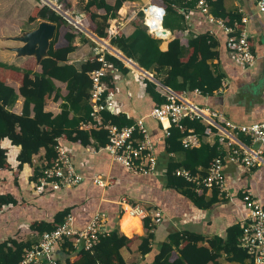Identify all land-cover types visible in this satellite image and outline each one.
<instances>
[{
    "label": "trees",
    "instance_id": "obj_1",
    "mask_svg": "<svg viewBox=\"0 0 264 264\" xmlns=\"http://www.w3.org/2000/svg\"><path fill=\"white\" fill-rule=\"evenodd\" d=\"M125 1L137 0H113V2L86 0L82 8L86 15L82 17V21L96 36L108 39L110 44L122 51L126 57L133 59L140 67L153 74L155 81L148 77L143 78L145 91L154 101L151 108L167 102L166 96L159 90L158 83L179 93L187 92L190 97L194 95L195 89L200 90V93L195 95L209 96L222 87L224 74L211 63V60L218 56L216 48L218 40L210 33V29L193 33L187 39L183 37V33L189 27L188 16L190 14L197 13V15L201 14V17L208 18L197 7L198 0H150L151 3L162 5L165 8L166 13L162 25L177 35L169 41L166 50L160 47L162 38L151 34L144 24L142 10L137 11L132 22L134 30L129 35H125L122 31L112 33L109 30L108 20L118 15V10ZM224 1L206 0L210 13L216 18H222L227 25L232 26L236 23L239 27L242 26L240 22L242 15L237 11L227 10ZM41 2L42 5L38 8L37 15L29 16V21H35L39 17L56 24V31L48 49L49 55L41 61L42 71L34 72L27 67L19 68L0 62V66L5 68L17 71L23 69L22 87L24 86L25 96L22 112H14L12 107L19 95L12 86L0 80V171L12 170L8 162L7 149L1 145V141L8 138L12 144L20 146L17 155L18 165L12 180L7 181L0 175V213L10 207L26 205L30 199L45 194H57L64 191L79 193L80 186L85 184L89 186L86 188L89 193L85 189L86 201L97 200L101 189H107L105 196L116 197L111 185L102 188L92 179L97 172L95 155H107V153L105 151L92 152L90 148L99 149L106 145L108 132L104 127L92 130L81 127L82 123L95 121L92 115L93 105L90 102V91L93 85L91 72L100 68L103 61H100L99 56L95 54L79 64L70 62L69 54L76 49L73 40L77 35L82 36V32L67 24L57 13H50L49 6L42 0ZM63 3L64 7L71 9L69 0H63ZM72 11L76 16L81 14ZM207 20L211 24H216L214 21ZM63 32H65L67 45L55 47ZM82 39L88 40L86 36ZM100 54H103L104 60L111 65L108 74L103 77L107 84L103 98L114 99L116 74L125 75L130 72V68L122 59L107 50ZM55 80L66 83L67 93L65 95H62ZM28 88L29 90L26 91ZM52 94L55 100L63 99L61 112L58 114L44 109L46 98ZM198 103L201 104L200 101ZM100 114L104 123L112 122L119 127L135 123V119L120 108L117 112L106 108L101 110ZM181 125L180 127L172 124L168 129L169 134L163 132L162 136L166 150L180 156L171 158L168 163L167 186L178 190L198 207L207 208L217 200L219 191L213 189L212 197L207 198L203 194L206 188L195 190L191 183L176 175L175 170L183 167L192 172L200 170L202 174H206L213 158L225 154L226 148L219 140L214 143L202 140L198 146L185 147L182 142L183 137L191 130L201 139L206 124L199 119H190L185 115L181 120ZM61 137L65 138V144L72 145L70 152L73 165L86 178L72 187L62 186L58 189L48 187L45 191L37 193L34 183L42 175V170L56 159V145ZM42 148L45 151L44 156L40 158L39 163L34 165V156ZM25 164L33 167L28 177L33 183L32 195L27 194L18 181ZM78 206L79 202L66 204L60 206L50 219H34L28 222L34 234L33 238H17L21 230L14 232V235L0 238V264H19L25 249L38 242L44 231H50L63 223L68 214H72L75 224V210ZM104 207L109 209L108 221L105 222L107 232L100 234L98 241L90 249L75 248L70 240H64L61 245L63 256L57 258V264H127L120 249L129 243L130 238L120 233L115 227L117 219L115 211L110 209L108 204H104ZM105 209L102 208L99 212L103 214ZM150 222L149 217L144 219V224L148 229L151 228ZM130 225L132 228L139 227L142 231L143 224L140 217L132 216L128 221V226ZM128 226L124 225L122 229L128 230ZM242 231V226L237 223L229 226L224 235H213L209 238L189 230H175L161 243L151 264H224L221 260L222 256L229 261V264H254L249 253L240 244ZM152 237V232H148L141 248L143 255L152 250ZM173 252H177V257L174 259H172Z\"/></svg>",
    "mask_w": 264,
    "mask_h": 264
},
{
    "label": "crops",
    "instance_id": "obj_2",
    "mask_svg": "<svg viewBox=\"0 0 264 264\" xmlns=\"http://www.w3.org/2000/svg\"><path fill=\"white\" fill-rule=\"evenodd\" d=\"M110 2H113V0H110ZM148 2L150 0L125 1L118 10V15L108 20L109 27L114 28L115 31H122L125 35H129L134 30L132 22L139 10L138 7ZM224 2L227 10L237 11L248 18L246 28L250 35L252 49L257 55L256 61L250 66L241 64L231 56L226 45L228 33L223 28L219 27L217 23L211 24L207 20L209 18L201 17L200 13H198L200 15H197V13L190 14L188 16L189 27L183 33V37L187 39L189 35L209 28L210 33L218 40L216 47L218 56L212 59L211 63L224 74V78L222 87L213 95L199 96L194 93L193 96L190 97L189 95V97L218 110L225 117L237 123L262 121L264 120V12L259 10L256 0H225ZM41 5L42 3L38 0H0V62L19 68L27 67L34 70V72L42 71L41 62H37L34 56H18L17 52L12 49L23 44L15 40V36L22 34L23 31L37 27L41 20H45L38 17L35 21H29V16L37 15L38 8ZM71 9L75 12H80L84 16L86 15V12L82 8H77L75 4L71 6ZM87 30L89 33L92 32L89 28ZM166 31L167 33L162 38L160 46L163 50H166L169 41L177 36L169 29H166ZM64 34L65 32L61 34L55 47L67 45L68 42ZM91 35L103 41L102 43L106 46L107 51L122 59L130 68V72L127 74H116L115 77L116 91L114 92V100L117 104V111L120 108L135 120L146 115L150 111L145 112L141 109L142 102L144 99H148L153 106L154 101L145 91L143 78L148 76H145L141 70L142 67L132 59L135 63V65L133 64L135 68L131 63L119 56L115 50L121 53L122 51L112 46L108 39L100 38L93 32ZM84 36L86 35L82 33V36L77 35L74 38L73 41L76 49L69 54L70 62L79 64L95 54L99 55L100 52H104V48L94 45L87 36L88 40H83L82 37ZM0 80L17 91L19 97L13 105L12 110L16 113H21L25 99L23 93L24 86L22 87L24 81L23 69L17 71L0 66ZM55 83L60 87L62 95H65L67 93L66 83L59 80H55ZM28 90L29 88L26 91ZM53 96L54 94L46 98L44 109L53 114H58L61 112L63 99L55 100ZM151 105H145L144 108L147 110ZM90 123L93 122L82 123L81 127L86 130L97 129L91 126ZM146 123L150 130L157 157L155 174H134L121 164L113 162L109 158L110 156L108 157L109 154L107 152V155H95V169L97 170L95 175L101 174L107 179L108 184L106 186H112L111 188L116 197L105 196L104 193L107 189H101L97 200L86 201L87 194L85 193V189L89 186L85 184L80 186L81 191L79 193L64 191L62 193L45 194L38 198L30 199L26 205L10 207L0 213V238L14 235V232L18 230L21 231L17 238H33L34 234L30 230L28 222L34 219H50L60 206L73 202H79V206L75 210V224L78 227H84L89 223L88 221L91 220L96 211H100L102 208L105 209L104 204H108L110 209L115 211L117 218L115 227L120 233L130 238L129 243L120 249L127 264H151L161 243L175 230H189L203 234L209 238L213 235H224L227 228L232 224L237 223L241 225V221L248 214V210L242 200L243 192L251 190L264 203V165H257L249 169L240 162L226 160L223 170L229 196L218 193L217 200L207 208L198 207L178 190L169 188L167 186L166 173L168 163L171 158H178L180 156L169 153L166 150L162 137L164 131L157 120L148 118ZM219 138L220 135L218 133L209 136L203 135L201 139L198 136L199 143L202 140L214 143ZM237 138L252 147L256 148L260 146L259 143L251 141V138L246 135H239ZM58 140L60 141L59 143L62 141L61 144L69 151L72 150V145L65 144L64 137ZM1 145L7 149L8 162L12 170H2L0 171V175L3 176V179L5 178L9 181L12 180L17 169V155L20 151V146L12 144L8 138H4L1 141ZM262 149L264 156V146H262ZM44 152L42 148L34 156V165L39 163L40 158H43ZM10 153H12V157L15 159L12 162L9 161ZM32 168V165L25 164L18 178L21 188L25 189L27 194L31 193V195L33 194V183L30 182L28 177L32 173ZM106 186H102V188ZM86 191L89 193L88 189ZM213 192V189H206L203 194L207 198H210ZM123 196L127 197L131 203L139 204L149 211L160 210L162 212V219L155 223L152 221L151 216H148L151 220V228L148 229L144 224V219L140 218L143 224L142 231L139 227L132 228L131 225L128 226L130 217L125 214L126 212L122 211V206L119 203ZM108 210L105 209V213H103L105 222L108 221ZM124 225L128 226V230L122 229ZM130 228L132 229L130 230ZM148 232H152L153 234L151 239L152 250L148 254L143 255L141 248L147 238ZM204 244H207V242H204ZM61 248V245L58 246L54 252L56 258L63 256ZM175 257H177V252H173L172 259ZM221 260L224 264H229V261L224 256L221 257Z\"/></svg>",
    "mask_w": 264,
    "mask_h": 264
},
{
    "label": "built area",
    "instance_id": "obj_3",
    "mask_svg": "<svg viewBox=\"0 0 264 264\" xmlns=\"http://www.w3.org/2000/svg\"><path fill=\"white\" fill-rule=\"evenodd\" d=\"M42 1L66 22L73 24L79 30L88 31L82 21L83 14L74 15L72 9L64 7L63 0ZM256 2L259 10L264 12V0H256ZM197 7L229 34L226 44L233 58L244 66L255 63L257 55L252 49V42L246 28L248 18L245 15L241 16L242 26L239 27L236 23L231 26L227 25L222 18H216L210 13L206 0H198ZM141 10L144 12L143 21L149 32L156 37L163 38L165 34L158 35V33L165 29L162 25L166 13L165 8L162 5L148 2L143 5ZM109 30L112 33L118 32L112 27H109ZM103 47L106 46L103 45ZM98 56L99 60L103 61V65L91 72L93 85L90 91V102L93 105L92 115L95 121L90 124L95 128L104 127L108 132V142L99 149L90 148V151L107 152L113 162L121 164L134 174H155L157 157L146 120L148 118L157 120L163 131L169 134V127L172 124L181 127V120L187 115L190 119H199L206 124L203 135L209 136L218 133L220 135L218 140L226 148L225 154L213 158L206 174H202L200 170L192 172L183 167L175 170V174L191 183L195 190L217 189L220 195L229 196L223 170L226 160L240 162L249 169L257 165H264L262 149L264 146V120L251 123L234 122L218 110L190 98L187 92L179 93L160 83H158L159 90L166 96L167 102L155 105L149 113L137 118L132 125L119 127L112 122L104 123L100 114L101 110L107 108L116 112L117 104L110 97L103 98L107 89L103 77L108 74L111 65L104 60L103 54ZM194 93L199 94L200 90L195 89ZM239 135L248 136L251 141L259 143L260 146L255 148L241 142L237 138ZM182 142L185 147H191L196 146L199 140L198 136L190 130L183 137ZM56 151L57 157L54 162L42 170V175L34 183L37 193L45 191L48 187L53 189L62 186L72 187L86 178L76 170L70 151L64 145L58 143ZM92 179L100 186L108 184L107 179L101 174L95 175ZM242 200L248 214L241 221L243 231L240 236V244L249 253L254 264H264V203L251 190L243 192ZM119 203L122 206V211H128L131 215H138L143 219L151 216L155 223L162 219L160 210L149 211L139 204L131 203L125 196L120 199ZM106 232L105 218L99 211L95 212L84 227L76 226L72 214H68L63 223L50 231H44L38 242L25 249L19 264H57L58 259L54 256V252L64 240H70L75 248L90 249L98 241L99 235Z\"/></svg>",
    "mask_w": 264,
    "mask_h": 264
},
{
    "label": "water",
    "instance_id": "obj_4",
    "mask_svg": "<svg viewBox=\"0 0 264 264\" xmlns=\"http://www.w3.org/2000/svg\"><path fill=\"white\" fill-rule=\"evenodd\" d=\"M49 12L53 13V9L49 8ZM84 16V15H83ZM56 31V24L47 20H41L37 27L22 32V34L14 37L15 40L22 42L21 46L13 47L12 49L17 52L18 56H34L37 62H41L43 58L48 57V49L50 42L54 37ZM166 29H163L160 34H165ZM109 45V44H108ZM115 50V49H113ZM116 53L130 63H134L131 58L125 57L121 52L115 50ZM135 64V63H134ZM145 75L150 79L156 80L153 74L141 68Z\"/></svg>",
    "mask_w": 264,
    "mask_h": 264
},
{
    "label": "rangeland",
    "instance_id": "obj_5",
    "mask_svg": "<svg viewBox=\"0 0 264 264\" xmlns=\"http://www.w3.org/2000/svg\"><path fill=\"white\" fill-rule=\"evenodd\" d=\"M38 1H40L41 2V0H38ZM84 1L85 0H69V5L70 6H73V4H75L76 5V7L77 8H83V6H84ZM42 3V2H41ZM143 6H140V7H138L139 8V10H141V8H142ZM21 23V22H20ZM68 24H70L71 26H73L74 27V29L76 28L73 24H71V23H69V22H67ZM26 24H28V23H26ZM28 25H30V24H28ZM24 27H25V25H24ZM91 29H92V26L90 27ZM77 29V28H76ZM78 31H80V32H82L84 35H86L93 43H94V45H96V46H99L100 48H104V50H107L105 47H103V41H100L99 39H97V38H95L94 36H92L91 35V33H89V32H87L86 30H79L78 29ZM24 32V31H23ZM125 63V62H124ZM126 64V63H125ZM142 84V83H141ZM141 86H143V85H141ZM145 105H151V102L148 100V99H144V101L142 102V104H141V106H142V110H144L145 112H148V111H150V109H151V107H152V105H151V107L149 108V109H147L146 110V108H144V106ZM149 113V112H148ZM150 121H153L152 119H149ZM9 161L10 162H12V161H14L15 159H14V157H12L13 155H12V153H10L9 154Z\"/></svg>",
    "mask_w": 264,
    "mask_h": 264
},
{
    "label": "bare ground",
    "instance_id": "obj_6",
    "mask_svg": "<svg viewBox=\"0 0 264 264\" xmlns=\"http://www.w3.org/2000/svg\"><path fill=\"white\" fill-rule=\"evenodd\" d=\"M160 26H161V25H160ZM161 28H162V27H161ZM91 33H92V32H91ZM166 33H167V31H166ZM93 36H94V35H93ZM129 63H130V62H129ZM133 64H134V63H131V65H133ZM134 65H135V64H134ZM134 65H133V66H134ZM134 67H135V66H134ZM135 68H136V67H135ZM125 214H127L130 218H131L132 216H135V215H131L130 212H128V211H127ZM136 216H138V215H136ZM138 217H139V216H138Z\"/></svg>",
    "mask_w": 264,
    "mask_h": 264
}]
</instances>
